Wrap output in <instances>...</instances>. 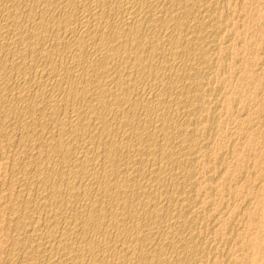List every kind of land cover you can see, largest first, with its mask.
Segmentation results:
<instances>
[{
    "label": "bare ground",
    "instance_id": "bare-ground-1",
    "mask_svg": "<svg viewBox=\"0 0 264 264\" xmlns=\"http://www.w3.org/2000/svg\"><path fill=\"white\" fill-rule=\"evenodd\" d=\"M256 1L0 0V264H264L261 167L222 127L264 74Z\"/></svg>",
    "mask_w": 264,
    "mask_h": 264
},
{
    "label": "rangeland",
    "instance_id": "rangeland-1",
    "mask_svg": "<svg viewBox=\"0 0 264 264\" xmlns=\"http://www.w3.org/2000/svg\"><path fill=\"white\" fill-rule=\"evenodd\" d=\"M251 2H252V1H251ZM262 2H263V4H262ZM256 3L258 4V5L256 4L257 7L255 6L256 10H255V9L253 10V6H251V7L249 8V6H250V4H249V5H247V7H248L249 9H248L247 7H245V8H244V9H245L244 12H242V13H245L247 10H249L250 12L248 13V11H247V13H245V15H246V14L249 15L248 17H251V19H252L253 16L255 15V16H254L255 19H252V21H249V22H251L252 24L249 23V22H246L247 26L245 25V26L247 27V29H248V28H249V29L247 30V29L245 28V30H246L245 32H246V33H244V37H246L247 39H248V38L251 39V38L254 36V37L252 38L254 41H253L252 39L249 41V45H250L252 48H251L249 45H247L248 41L244 38V40H246L245 44H246L247 46L244 45V47H243V49H242V52L246 50V51L244 52V54L246 53L245 56H247V57H245L243 53H241V55H242V57H243L244 59H247L248 62H249V61H253L254 58H257V56H260V57H263V56H264V51L262 52V50H263V46H260V45L257 44V43H264V42H263V41H264V40H263V39H264V38H263V37H264V32H263V31H264V27H263V25H264V24H263V23H264V0H257ZM260 4H261V5H260ZM258 6H259V7H258ZM261 6H263V7H261ZM259 11H260L261 13H260ZM257 12H259V13H257ZM252 13H253V14H252ZM256 14H258V15H256ZM252 15H253V16H252ZM241 16H243V15L241 14ZM258 16H259L260 18H259ZM253 20H255V22H254ZM257 21H258V22H257ZM262 22H263V23H262ZM253 23H255V24L257 23V24H256L257 26H256L255 24H253ZM250 24L253 25V26L249 27ZM262 24H263V25H262ZM254 25H255V26H254ZM258 26H259V29L256 28V27H258ZM261 26H262V27H261ZM260 28L263 29V30H261ZM257 29H258V30H257ZM249 30H251V31L254 30V31H253L254 33L256 32V30H257L258 32H256L255 34H253V32H252V35H251V31H249ZM259 31L262 32V33H260ZM247 32H248V33H247ZM249 32H250V34H249ZM257 33H260V34H257ZM248 34H249V35H248ZM245 35H246V36H245ZM250 35H251V36H250ZM257 35H258V36H257ZM248 36H249V37H248ZM256 36H257L258 38H259V36H261V37L259 38L260 40H258V38H257ZM255 38H256L257 40H256ZM255 40H256V41H255ZM262 40H263V41H262ZM250 42H251V43L255 42V43H253V45H252ZM256 44H257V45H256ZM253 46H254V47H253ZM255 47H256V48H255ZM244 49H245V50H244ZM247 49H248V50H247ZM253 49L256 50V51H258L259 54H257V53H258V52H257V53H256L257 55L255 56L254 53H255L256 51H254V53H253ZM258 49H259L260 51H259ZM261 49H262V50H261ZM249 50H250V51H249ZM251 50H252V52H251ZM248 51H249V52H248ZM260 52H261V53H260ZM247 53H249V54H247ZM252 53H253V54H252ZM250 54H252V55L249 56ZM260 54L263 55V56H261ZM248 56H249L250 59L248 58ZM252 56H253V57H252ZM251 59H252V60H251ZM257 62H258V59H257V60L255 59V62H254V63H255L256 65H254V64L251 65V64H250L251 62H249V66L251 65L249 70L251 71V68H252V71L255 72V74H256L257 72H259V71H263V72H260V73H259V75H260L261 73H264V70H263L264 65H263V67H262L261 63H257ZM259 64H260V65H259ZM254 66H255V67H254ZM260 66H261L262 69L260 68ZM257 67H258V68H257ZM256 69H258V70L255 71ZM239 71H241V70L237 69V73H238V75L240 76V75H242V72H239ZM257 75H258V73H257ZM261 75H262V76H260L261 79H260V78L257 79V81H258V80H261V81H258V82H257L256 80H249V82L246 81V82H248V83L245 82L244 85H243V83H240V81H235V82L233 83L235 88H236V87L241 88V94H242V91H243V94L240 95V97L238 98L239 101L236 102V103H238V104H234V107H233L234 110H232V111L230 112L234 117H233V116H228V115H231L230 113H227V114L224 113V114H223L224 117L222 116V118H223V119H222V120H223L222 122H223V123L226 122V123H225L224 125H223V123H222V127L224 126L223 129L226 131V132H225L226 134L229 135V133L232 131L231 134L234 132L232 135L235 134L234 136L238 135V136H236L237 138L240 137L237 141H235L236 143H234V146L236 145L237 148H236V146L233 147V153H232V155H231V154H228V155H227V158H225V159H228V160H230V159L232 160V159H233V161H231V160H230V161L226 160V161H228V163L232 162V164H230V165H231V166H235V165H233V164H236V162H237V158H240V159L243 158V159H245V158H247L246 156H249L248 158H250L251 161L253 160V163L257 162V163L255 164V167H256L255 169L261 167V169H257V170H259L258 173L260 172L259 174H261V176H262V180H264V177H263V175H264V171H263V169H264V168H263V167H264V164L261 165V163H263L262 161H263V159H264V158H263V155H264V146H263V143H264V136H262V135H264V129H263V128H264V122H263V121H264V120H263V119H264V116H263V115H264V112H261L262 110L264 111V108H263V105H264V102H263V100H264V99H263V98H264V97H263V96H264V94H263V93H264V92H263V90H264V86H263V88H261L262 85H264V78H263V77H264V74H261ZM262 79H263V80H262ZM250 81H251V83H250ZM255 81H256V83H255ZM237 82H238V83H237ZM259 82H260V83H259ZM236 83H237V84H236ZM254 83H255V85L253 86ZM258 83H259L260 86L258 85ZM262 83H263V84H262ZM233 84H232V85H233ZM240 84H241V85H240ZM236 85H240V86H236ZM246 85H247V86H246ZM249 85H251V86H249ZM241 86H242V87H241ZM255 86L257 87V89H260L261 92L259 91V93H262V92H263V93H262L263 95H262V94L260 95V94L258 93V91L256 90V87H255ZM234 87H231V89H229V91L235 89ZM232 88H233V89H232ZM244 88H245V89H244ZM253 88H254V89H253ZM242 89H243V90H242ZM244 90H245V91H244ZM247 90H248V91H247ZM250 90H251V91H250ZM255 91H256V92H255ZM245 92H246V93H245ZM249 92H250V93H249ZM253 92H254V93H253ZM248 93H249V95H248ZM256 94H257V95H256ZM259 95H260V96H259ZM244 96H245V97L247 96V97L245 98ZM255 96H256V97H255ZM258 96H259V97H258ZM241 97H242V99H241V101H240V98H241ZM260 97H261V98H260ZM245 99L248 100L249 102H248V101L246 102ZM252 99H254V100L256 99L255 101H256L257 103L259 102L260 104L258 103V104H259V105H258V104H257L254 100H252ZM257 99H260V101H261V99H262V101L260 102V101L257 100ZM244 100H245V101H244ZM250 101H251V103H252V106H251ZM252 101H253V102H252ZM239 102H241V103L244 102V103H243V104H239ZM245 102H246V104H245ZM262 102H263V105H262ZM247 103H248V105H247ZM254 103H255V104H254ZM256 104H257L258 107L256 106ZM243 105H244V106H243ZM254 105H255V106H254ZM236 106L238 107V109H236V108H237ZM249 106H251L252 109H251ZM261 106H262V107H261ZM243 107H248V108H243ZM241 108L243 109V111L240 110ZM253 108H254V109H253ZM260 108H261V109H260ZM245 109H246V110H245ZM248 109H249V110H248ZM235 110H237V111H235ZM253 110H254V111H253ZM255 110H256V112H255ZM260 110H261V111H260ZM234 111H235V113H234ZM249 111H250V112H249ZM242 112H243V113H242ZM260 112H261V113H260ZM244 113H245V114H244ZM248 113H249V114H248ZM251 113H252V114H251ZM253 113H254V115H253ZM242 114H243V116H242ZM256 114H257V115H256ZM260 114H261V115H260ZM225 115H227V116H225ZM249 115H250V116L252 115L253 117H252V116L250 117ZM255 115H256L257 117H256ZM259 115H260V118H258ZM235 116H236V118H235ZM237 116H238V117H237ZM244 116H245V117H244ZM247 116H248L249 118H251V120H250L249 118H247ZM225 117H226V118H225ZM243 117H244V119L246 118V120L248 121L246 124H247V128H248L249 130L247 129V131H245V132H241V133L239 132V134H241V135L239 136V134H236V132H235V131H237V129H236L237 127H236V126H238L237 124H238L241 120H243ZM261 117H262V118H261ZM227 118H229V119H227ZM230 118H231L232 120H231ZM233 118H235L236 120L233 119ZM253 118H255V119H253ZM256 118H257V119H256ZM259 119H261V120H259ZM225 120H226V121H225ZM234 120H235V121H234ZM237 120H238V121H237ZM249 120L254 124V126H253V124H252ZM255 120H257V121H255ZM224 121H225V122H224ZM227 121H229L231 124H233V123H234V124L231 125V124H230L229 122H227ZM231 121H232V122H231ZM259 121H260V122H259ZM249 122H250V123H249ZM256 123H257L258 126L260 125L259 128H258L257 125L255 126ZM259 123H260V124H259ZM228 124H229V125H228ZM250 124H251L252 126H251ZM248 125H249V127H248ZM225 126H226V129H225ZM227 126H228V129H227ZM234 126H235V128H234ZM261 126H263V128H262ZM231 127H232V129H233V128H234V129H233V130L230 129ZM255 127H256V128H255ZM250 128H251L252 130H251ZM261 129H262V130H261ZM229 130H231V131H229ZM254 130H256V131H254ZM259 130H261V131L259 132ZM228 131H229V133H228ZM248 131H250V132H249V134L247 135ZM254 132H256V133L259 132L257 135L259 136L260 139L263 137V138L261 139V140H263V142L261 141V142L259 143L260 139L256 137L257 135H255L256 133H254ZM262 132H263V133H262ZM245 133H246V134H245ZM260 133H261V136H262V137H260ZM231 134H230V135H231ZM244 134H245V135H244ZM243 135H244V137H243ZM248 136H249V137L251 136V137L249 138ZM0 137H1L0 140L2 139V140L0 141V144H1V145H0V146H1V147H0V150H1V149H4V151H3V150L0 151V156H1V157H0V185H1V184H2V181H7V180H8L7 178H9V177H8V176H9V175H8V174H9V173H8L9 170L6 168V161H7V160H6V156H8V155H7V154H8V153H7V152H8V151H7V146H6L5 142H3V138H2V136H1V134H0ZM241 138H242V139H241ZM245 138H246V139H245ZM251 138H252V140H251ZM254 138L257 139V140L259 139V140L257 141V143H256V140H255ZM244 139H245L246 141H244ZM248 139H249V140H248ZM253 139L255 140V142L253 141ZM241 140H242V141H241ZM239 141H240V142H239ZM243 142H244V143H243ZM252 142H254V143H252ZM238 143H239V144H238ZM258 143H259L258 148H256ZM237 144H238V145H237ZM252 144H254V146H252ZM255 144H256V145H255ZM4 145H5V146H4ZM249 145H251V146H249ZM261 146H263V148H261ZM242 147H243V148H242ZM249 147H252V148H249ZM259 147H260V148H259ZM234 148H235V149H234ZM241 148H242V149H241ZM250 149H251V151H249V153H250V154H249V153H248V150H250ZM252 149H253V150H252ZM254 149H255V150H254ZM256 149H257V150H256ZM261 149H262L263 151H261ZM5 150H6V151H5ZM236 150H237V151H236ZM246 150H247V151H246ZM256 151H258V152H256ZM1 152H3L4 155L1 154ZM4 152H5V153H4ZM252 152H253V153H252ZM260 153H261V154H260ZM234 154H235V155H234ZM245 154H247V155H245ZM248 154H249V155H248ZM251 154H252V156L250 157ZM5 155H6V156H5ZM230 155H231V156H230ZM232 156H233V157H232ZM244 156H245V158H244ZM257 156H258V157H257ZM3 157H4L5 159H4ZM231 157H232V158H231ZM259 157H260V158H259ZM234 158H235V159H234ZM262 158H263V159H262ZM255 159H256V160H255ZM257 159H260V160L262 159V161L257 160ZM4 160H5V161H4ZM234 161H235V162H234ZM258 161H259V162H258ZM233 162H234V163H233ZM257 165H259V167H257ZM2 170H3V171H2ZM260 170H261V171H260ZM262 172H263V173H262ZM262 174H263V175H262ZM2 177H3V178H2ZM262 180H261V181H262ZM261 183H262V184H261ZM258 184H259V186H258ZM256 186H258L257 189H256V187H254V189H253V185L250 186V189L252 188V190H253L254 192H253L252 190H250V189H247L248 191L250 190L249 192H250L251 194L248 193V191L245 189L246 191H245V190H244V192L242 191L243 194L239 192V194L237 195V196H238V197H237V200H241L240 198L243 199V198H245L246 196L248 197V196L251 195L250 197H252V199L256 198V199H255L256 201H255V200H254V201L251 200V202H255V204L257 203L256 205H255L254 203H250V204L253 205V206H252V207H249V211H248L247 218L244 219V220L248 221V223H249V224H248V223L245 221V222H246V224H245V228L248 229V230H246L245 228H244L245 231L241 230V232L243 231V233L241 234V236H243V237H244V236L246 235V233L248 232V234L244 237L245 240H246V238L250 240V238L253 236L252 231L255 232V233L253 232L254 235H257V234H259L260 232H262V230L264 229V226H262V224H260V223H261V213H263L262 211H263V209H264L263 202H262V201H263L262 198H263L264 193H263V195H262V193H260V190L262 189V190H261V192H262L263 189H264V181L257 183ZM262 187H263V188H262ZM255 189H256V191H257V190H258V191L256 192ZM258 192L260 193L261 196L259 195ZM263 192H264V191H263ZM244 193H245V194H244ZM247 194H248V195H247ZM249 194H250V195H249ZM253 194H255V196H254ZM257 194H258V195H257ZM241 195H242V196H241ZM243 195H245V196L243 197ZM253 196H254V197H253ZM256 196L259 197L258 201H257V198H258V197H256ZM238 202H240V201H238ZM241 203H242V200H241ZM259 204H260V205H259ZM258 205H259V206H258ZM261 205H262V206H261ZM257 207H258V208H257ZM261 207H262V208H261ZM250 208H251V209H250ZM252 208H253V209H252ZM260 208H261V209H260ZM228 209H229V208H228ZM256 210H257V212H256ZM254 211H255V213H254ZM259 211H260V212H259ZM249 212H250V213H249ZM257 213H259V214H257ZM255 215H256V216H259L260 218H259V217L256 218ZM254 216H255V217H254ZM3 217H6V218H7V215L4 216V214H3ZM254 218H255L256 220H255ZM3 220H4V219H3ZM253 220H255V221L253 222ZM249 221H250V222H249ZM234 224H235V222H234ZM236 224H238V222H237ZM257 224H258V225H257ZM238 225H239V224H238ZM247 225H248V226H247ZM250 225H251V226H250ZM256 225H257V226H256ZM240 226H242V225H240ZM246 226H247V227H246ZM254 226H255L257 229H256V228L254 229ZM240 228H241V227H240ZM242 228H243V227H242ZM249 228H250V229H249ZM252 228H253L254 230H252ZM262 228H263V229H262ZM251 230H252V231H251ZM249 231H250L251 233H250ZM244 234H245V235H244ZM250 234H251V235H250ZM1 244H3V243H1ZM251 258H252V260L250 261V264H262V263H260V261H259V259H258V255H256L255 253H253V255H252Z\"/></svg>",
    "mask_w": 264,
    "mask_h": 264
}]
</instances>
